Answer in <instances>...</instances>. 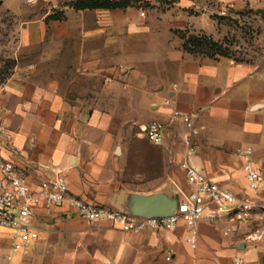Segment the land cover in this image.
Instances as JSON below:
<instances>
[{"label":"crops","instance_id":"obj_1","mask_svg":"<svg viewBox=\"0 0 264 264\" xmlns=\"http://www.w3.org/2000/svg\"><path fill=\"white\" fill-rule=\"evenodd\" d=\"M59 1L65 18L48 28L46 18L54 13L48 11L31 22L26 28L30 45L40 42V32L42 39L49 32L48 48L58 49V61L66 49L80 50L73 62L77 72H70L73 81L93 76V37L108 33L109 49L117 47L113 34H120L121 54L107 65H127L132 83L121 94L94 92L87 100L84 92L57 90L34 75L9 80L0 101V141L4 156L30 182L51 174L41 167L48 166L62 171L75 196L129 213L139 196L176 200L188 190L179 168L185 128L181 122L168 126L172 111L179 110L196 115L200 130L192 161L214 182L248 196L237 154L250 149L262 172L258 196L264 200V62L184 51L178 33L196 26L183 10L151 8L142 18L132 1L122 8L83 10L70 5L77 0ZM63 61L66 73L68 60ZM144 106L146 121L136 113ZM149 122L165 125L161 145L134 132L133 123ZM32 226L38 237L17 251L12 250L14 232L0 227V264H234L237 257L264 264V236L246 243V225L224 236L227 223L222 220L197 224L195 248L186 240L183 223L135 233L104 221L90 224L67 205L50 212L37 208Z\"/></svg>","mask_w":264,"mask_h":264},{"label":"built area","instance_id":"obj_2","mask_svg":"<svg viewBox=\"0 0 264 264\" xmlns=\"http://www.w3.org/2000/svg\"><path fill=\"white\" fill-rule=\"evenodd\" d=\"M222 15H225V12ZM164 103L170 105L171 101L166 99ZM178 122L185 128V148L179 168L183 172L188 190L179 192L178 204L166 217H139L84 201L71 193L62 171L48 166L41 167L43 172L51 174L40 175L41 178L32 183L24 171L4 156L0 141V227L14 232L15 242L12 244V250L22 249L24 243L38 237L32 226L37 208L50 212L54 207L63 205H67L74 214L90 224L104 221L123 231L135 233L147 229H171L183 223L188 232L186 240L193 248L196 246L197 224L203 220L225 221L227 226L223 230L224 236L239 233L241 227L246 225L249 227V233L245 242L260 241L264 236V200L258 196L262 172L254 165L251 150L246 149L237 154L242 161L244 180L249 193L248 196L239 197L211 180L204 169L192 161L197 151L195 140L200 134L196 115L173 110L168 126H175ZM164 128L165 125L159 122H149L140 126V133L150 144L161 145ZM234 264L251 263L237 257Z\"/></svg>","mask_w":264,"mask_h":264},{"label":"rangeland","instance_id":"obj_3","mask_svg":"<svg viewBox=\"0 0 264 264\" xmlns=\"http://www.w3.org/2000/svg\"><path fill=\"white\" fill-rule=\"evenodd\" d=\"M0 0V101L9 80L15 75H27L43 85H53L57 90H67L69 94L84 92L86 99L94 92L110 91L114 95L121 94L131 86V75L127 65L115 63L107 65L112 57L121 54L120 34L115 36L117 47L105 48V42L110 38L108 33H98L93 37V76L89 79L75 78L70 81V72H77L74 57L80 50L66 49L62 61H58V49L48 48L51 34L42 39L39 33L36 45H30L26 28L31 22L41 20L43 15L52 11L46 18L49 28L52 21H61L65 18L62 2L59 0ZM131 6L143 18L148 9L165 11L169 9L183 10L194 17L196 27L178 33L183 40L191 37L201 38L209 44H216L210 52L219 56V53L237 61L264 62V17L255 9L264 10V0H131ZM35 5V6H34ZM225 12V15L222 13ZM142 13L144 15H142ZM192 25V26H193ZM203 27V29H198ZM191 31V32H190ZM89 54V50H86ZM85 52V53H86ZM201 55V54H200ZM50 61H44L43 58ZM64 57V58H63ZM67 59L65 73L63 60ZM24 76L16 78H24ZM83 93V94H84ZM93 99V97H91ZM95 98V97H94ZM105 101V97L97 100ZM137 116L142 121L148 118L149 110L146 106L139 107ZM126 115V114H124ZM129 117H133L129 113ZM132 123V121L130 122ZM135 133L140 132V124L133 123Z\"/></svg>","mask_w":264,"mask_h":264},{"label":"trees","instance_id":"obj_4","mask_svg":"<svg viewBox=\"0 0 264 264\" xmlns=\"http://www.w3.org/2000/svg\"><path fill=\"white\" fill-rule=\"evenodd\" d=\"M131 3V0H77L71 2L70 5L76 10L83 9H95V8H122ZM216 44H208L206 40L201 38L191 37L188 40H184L183 50L191 54H201L209 57H215V54L210 52L212 47ZM219 56L227 57L223 53H219ZM5 76L0 81H3Z\"/></svg>","mask_w":264,"mask_h":264},{"label":"water","instance_id":"obj_5","mask_svg":"<svg viewBox=\"0 0 264 264\" xmlns=\"http://www.w3.org/2000/svg\"><path fill=\"white\" fill-rule=\"evenodd\" d=\"M264 17V10H257ZM178 204V197L176 200L170 201L165 196H139L136 198L135 206L130 212L139 217H166L169 216L176 205Z\"/></svg>","mask_w":264,"mask_h":264}]
</instances>
